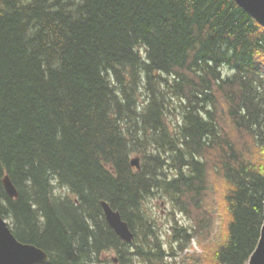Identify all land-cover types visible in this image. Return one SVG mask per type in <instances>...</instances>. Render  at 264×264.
Wrapping results in <instances>:
<instances>
[{
	"label": "trees",
	"instance_id": "obj_1",
	"mask_svg": "<svg viewBox=\"0 0 264 264\" xmlns=\"http://www.w3.org/2000/svg\"><path fill=\"white\" fill-rule=\"evenodd\" d=\"M225 122L264 147V27L234 0H0V214L48 254L37 264H97L102 252L181 264L196 227L175 221L165 240L145 204L162 191L180 214L203 211L213 160L229 212L213 264H245L264 221V162Z\"/></svg>",
	"mask_w": 264,
	"mask_h": 264
},
{
	"label": "rangeland",
	"instance_id": "obj_2",
	"mask_svg": "<svg viewBox=\"0 0 264 264\" xmlns=\"http://www.w3.org/2000/svg\"><path fill=\"white\" fill-rule=\"evenodd\" d=\"M220 114L227 119L224 112L221 111ZM167 120L175 122V120H170L169 118H167ZM224 124L226 128L224 127L223 130L226 134H230L233 139L236 140L239 138V141H236L239 148H243L244 151H247L253 161H257V163L264 162V147H257L253 145L248 137H239L236 131H234L231 127L228 128L226 122ZM209 154V158L215 159V151H210ZM135 156L139 157L140 155L137 153L132 157ZM213 163L214 160L213 162L206 163L209 168L208 181L209 184L211 183L212 185V191L207 193L208 195L203 205V211L200 209H191V212L188 214H180L162 191L156 192L154 198L149 199L146 202L152 210L151 215L154 217L158 226V232H161L163 239H169L167 236V230L170 228L172 223L174 225L175 221L177 222V225H186L190 230L191 227H196L198 234L196 237L191 239L187 250H185L183 255H181V264H191L190 259L192 257L194 258V255H197V258L202 260V264H213L215 249L226 234V222L229 219V212L223 196L226 190V185L221 173L217 170V168H215V166L217 167L218 165L214 163L215 169L211 170L210 164L213 165ZM169 175H172V173H169ZM58 191L63 194L69 193L66 188L61 187L58 188ZM149 208L145 207V210L150 211ZM173 217L174 220L172 219ZM200 218H203L204 220L203 222L201 219V225L204 226L209 222V227H198L197 220L199 222ZM6 222L8 223L7 219ZM113 256H115L114 252H102V254L98 255V257L103 260L97 264H110L109 261H112Z\"/></svg>",
	"mask_w": 264,
	"mask_h": 264
},
{
	"label": "water",
	"instance_id": "obj_3",
	"mask_svg": "<svg viewBox=\"0 0 264 264\" xmlns=\"http://www.w3.org/2000/svg\"><path fill=\"white\" fill-rule=\"evenodd\" d=\"M234 1L264 27V0ZM131 163L138 166V159L132 158ZM2 183L9 197L17 196V190L7 175L3 177ZM100 205L107 223L118 237L130 241L133 235L120 213L104 201H101ZM48 261L49 256L43 249L34 244L19 241L0 214V264H36ZM245 264H264V221L258 243Z\"/></svg>",
	"mask_w": 264,
	"mask_h": 264
}]
</instances>
